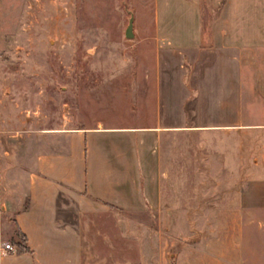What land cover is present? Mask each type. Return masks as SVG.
Returning <instances> with one entry per match:
<instances>
[{
  "label": "crops",
  "instance_id": "1",
  "mask_svg": "<svg viewBox=\"0 0 264 264\" xmlns=\"http://www.w3.org/2000/svg\"><path fill=\"white\" fill-rule=\"evenodd\" d=\"M12 2L17 0H0V53ZM208 4L216 11L204 21L203 0H152L156 110L150 123L32 128L35 135L21 141L15 127L6 135L8 120L0 114V250L3 243L15 247L0 254V264L114 260L94 240L102 216L117 212L137 222L133 215L164 213L169 203L163 181L176 178L181 164L176 138L214 131L236 134L222 144L221 178L241 181L233 192L221 193L218 211L230 213L223 222L237 229L221 254L239 259L243 253L248 258L242 261L264 264V145H253L246 168L240 138L246 131L264 137V0ZM1 64L0 57V96ZM183 162L193 174L198 164L212 165L208 157ZM201 207L213 205L192 204V212ZM21 239L25 249L18 246ZM137 239L142 247L143 237Z\"/></svg>",
  "mask_w": 264,
  "mask_h": 264
},
{
  "label": "rangeland",
  "instance_id": "2",
  "mask_svg": "<svg viewBox=\"0 0 264 264\" xmlns=\"http://www.w3.org/2000/svg\"><path fill=\"white\" fill-rule=\"evenodd\" d=\"M203 6L206 21L216 9L208 0H203ZM7 7L0 53L4 77L0 114L8 120L6 135L15 127L24 141L35 135L29 132L32 128L86 126L97 121L147 124L155 119L152 0H17ZM129 19L130 37L125 35ZM230 135L214 131L176 138L175 156L181 164L176 178L163 181L169 203L166 211L149 213L147 218L133 215L137 222L121 219L117 212L102 216L104 224L98 225L94 240L114 260L94 263L141 264L143 254V264H249L241 260L248 258L243 253L239 259L233 253L221 254L228 246L224 243L237 233L223 222L231 214L218 211L224 201L221 193L233 192L241 183L221 178L222 144L237 139L236 134ZM240 138L245 139L248 168L257 149L253 145L261 141L264 145V137L246 131ZM189 141L192 145L186 147ZM188 156L202 161L208 157L212 165L198 164L193 174L192 165L183 162ZM205 203L213 208L192 212V204ZM66 215L72 216L62 213L61 217Z\"/></svg>",
  "mask_w": 264,
  "mask_h": 264
},
{
  "label": "built area",
  "instance_id": "3",
  "mask_svg": "<svg viewBox=\"0 0 264 264\" xmlns=\"http://www.w3.org/2000/svg\"><path fill=\"white\" fill-rule=\"evenodd\" d=\"M15 251V247L10 243H3L1 246L0 254L7 255L9 253H13Z\"/></svg>",
  "mask_w": 264,
  "mask_h": 264
},
{
  "label": "water",
  "instance_id": "4",
  "mask_svg": "<svg viewBox=\"0 0 264 264\" xmlns=\"http://www.w3.org/2000/svg\"><path fill=\"white\" fill-rule=\"evenodd\" d=\"M125 35L126 36H132L133 35V31H132V19H129L128 25L125 29Z\"/></svg>",
  "mask_w": 264,
  "mask_h": 264
},
{
  "label": "trees",
  "instance_id": "5",
  "mask_svg": "<svg viewBox=\"0 0 264 264\" xmlns=\"http://www.w3.org/2000/svg\"><path fill=\"white\" fill-rule=\"evenodd\" d=\"M22 241H23L22 239L19 241V243H18L19 247H24L23 244H22ZM24 249H25V247H24Z\"/></svg>",
  "mask_w": 264,
  "mask_h": 264
}]
</instances>
